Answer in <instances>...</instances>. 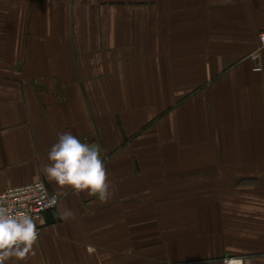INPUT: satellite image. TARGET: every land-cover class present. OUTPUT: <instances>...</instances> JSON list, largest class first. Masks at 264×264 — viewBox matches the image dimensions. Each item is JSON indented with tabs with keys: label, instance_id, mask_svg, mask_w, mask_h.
Here are the masks:
<instances>
[{
	"label": "crops",
	"instance_id": "0c3cea01",
	"mask_svg": "<svg viewBox=\"0 0 264 264\" xmlns=\"http://www.w3.org/2000/svg\"><path fill=\"white\" fill-rule=\"evenodd\" d=\"M262 32L264 0H0V195L60 198L6 264H264ZM65 132L107 203L45 175Z\"/></svg>",
	"mask_w": 264,
	"mask_h": 264
},
{
	"label": "clouds",
	"instance_id": "9594fccd",
	"mask_svg": "<svg viewBox=\"0 0 264 264\" xmlns=\"http://www.w3.org/2000/svg\"><path fill=\"white\" fill-rule=\"evenodd\" d=\"M44 173L61 188L67 187L77 195L84 193L107 203L113 188L98 144L82 142L70 132L59 133L58 140L48 151ZM61 219L74 218L70 209L60 213ZM39 233L33 218L28 214L13 215L0 207V264L11 257L26 261L35 255Z\"/></svg>",
	"mask_w": 264,
	"mask_h": 264
},
{
	"label": "built area",
	"instance_id": "2783aa9c",
	"mask_svg": "<svg viewBox=\"0 0 264 264\" xmlns=\"http://www.w3.org/2000/svg\"><path fill=\"white\" fill-rule=\"evenodd\" d=\"M259 43L260 48L263 49L264 32L259 35ZM255 60H257V58H255ZM255 70H262L259 64L256 65ZM59 203L60 198L56 195H51L46 184L42 181H37L18 188H11L0 195V207L8 209L10 214H28L33 218L37 225L39 239L41 235L39 221L47 212L56 209ZM224 264H244V260L226 259Z\"/></svg>",
	"mask_w": 264,
	"mask_h": 264
}]
</instances>
